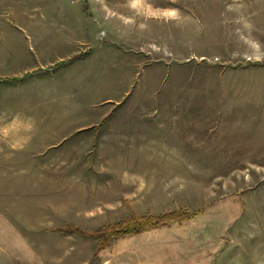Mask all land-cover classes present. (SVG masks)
<instances>
[{
    "label": "rangeland",
    "instance_id": "rangeland-1",
    "mask_svg": "<svg viewBox=\"0 0 264 264\" xmlns=\"http://www.w3.org/2000/svg\"><path fill=\"white\" fill-rule=\"evenodd\" d=\"M10 2L5 33L30 39ZM61 2L64 26L30 11L47 36L67 31L71 57L26 75L83 61L93 83L76 84L73 68L56 77L33 122L30 106L12 109L27 92L0 90V264H264V154L215 145L233 126L264 137V0ZM173 211L192 219L98 254V240L69 231Z\"/></svg>",
    "mask_w": 264,
    "mask_h": 264
},
{
    "label": "crops",
    "instance_id": "crops-1",
    "mask_svg": "<svg viewBox=\"0 0 264 264\" xmlns=\"http://www.w3.org/2000/svg\"><path fill=\"white\" fill-rule=\"evenodd\" d=\"M9 1H11L10 2L11 5H14V2H16L17 0H0V9H3L5 5L9 4ZM38 7L44 10L43 12L45 13V18L51 26L57 27L58 22L61 23V25L59 26H64L66 22L71 21V13L69 14L68 11L69 7L63 2H61V0L60 2L59 0H20L19 4L13 6L12 14L14 16L13 19L16 18V25L21 29L23 28L29 30L32 29L30 34L33 35L30 37V39L15 34L11 26L7 31L8 34H6L5 27L8 25V23L11 24V22H9L7 19L0 20V62L8 61L7 63L9 62H10L9 64L12 63L9 66V68L12 65L14 67V73L10 74L9 77L5 79L1 78L0 90L2 91L3 94L6 92V94L11 97L23 96L24 92H27L25 98H23L20 102L22 106L18 105L12 109L14 110L17 109V111L27 110L26 108H24V106L26 107L30 106L29 110H27L28 111L27 116L30 117V120H32L31 122L36 121L37 118L36 115L30 114L31 112L30 110H32L33 106L39 107V103L41 99L40 95L44 94V91L54 88L49 83L55 81L56 77H64L65 73L69 69L73 68L75 73L78 75L75 81L76 84L79 83L89 84V82L93 83V81L89 80L88 73L86 74L85 72L87 66L86 64L82 63L83 61L76 62V64L68 67H66V65H63V67L60 70H57V73H54V71L51 73V71L45 69V71H47L48 73H45L44 75H36V76L33 74L26 75L27 72L37 71L41 66L40 62H43L44 63L43 65L48 67L52 65V63L61 65L63 63H58L57 60L67 59V57L70 56L69 51L71 49V46L69 44V41L65 42L63 40L64 37H66L67 40L68 38H70V36H68L67 34V31L63 32L61 38H59L56 36L55 33L47 36L45 33L41 32L37 27L38 26L37 23L39 24V21L37 17L31 13L30 10ZM2 27H4V30ZM76 57H78V55H76ZM59 65L56 66L59 67ZM84 74L86 75L85 77ZM46 81L47 83H45ZM65 87L66 86L64 84L61 86L60 89H63ZM11 91H15L16 94L12 95ZM2 101L0 102V107H1L0 110H3ZM9 106L11 105L7 104V108H10ZM18 112L23 113V111H18ZM189 119L190 118H188L184 122L182 121L183 124L177 126V129L187 131L185 129V126L187 125ZM227 130H228L227 127L224 128L223 125L222 131H227ZM236 130H241V132H243L246 131L247 129H245L244 127L243 130V127L241 126L240 127L233 126V129H230V132L232 134L228 133L230 136V141L226 139L225 141L226 144H223L222 142H217L215 144L217 145L216 147H218V145L220 146L224 145L225 148H229V149L253 148V150H248V151L240 150L239 152L247 153V154H264V150L261 149L256 150L257 148L264 149V143L261 142V139L262 141H264V137L249 136L246 133H244L245 135L244 137L238 138L239 135L242 133L237 135ZM228 134H224V135L226 136ZM246 140L248 142L253 141V143L257 144L259 147L256 148V145H251L250 147H248V144L247 146H245L244 142ZM257 140H259L261 145ZM187 141L189 142L190 146L197 147L196 143H194L193 141H190L189 139H187ZM212 143L213 142L211 140L209 145H212ZM178 144L180 145V142H178ZM215 145L206 148L212 147L216 149ZM226 152H230V151L223 150L222 152L219 153L222 154Z\"/></svg>",
    "mask_w": 264,
    "mask_h": 264
},
{
    "label": "trees",
    "instance_id": "trees-1",
    "mask_svg": "<svg viewBox=\"0 0 264 264\" xmlns=\"http://www.w3.org/2000/svg\"><path fill=\"white\" fill-rule=\"evenodd\" d=\"M191 219L192 215L187 211H173L161 215L133 217L122 224L105 229L102 232H84L76 228H70L69 231L85 238L98 240L96 247V253L98 254L117 240L138 236L173 224H183Z\"/></svg>",
    "mask_w": 264,
    "mask_h": 264
}]
</instances>
